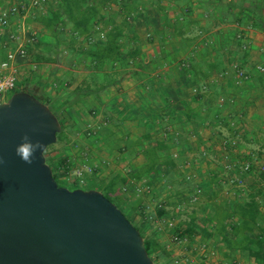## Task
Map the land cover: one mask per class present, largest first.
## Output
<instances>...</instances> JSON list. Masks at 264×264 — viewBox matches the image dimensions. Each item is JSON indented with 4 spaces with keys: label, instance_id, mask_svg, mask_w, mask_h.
Masks as SVG:
<instances>
[{
    "label": "crops",
    "instance_id": "0c3cea01",
    "mask_svg": "<svg viewBox=\"0 0 264 264\" xmlns=\"http://www.w3.org/2000/svg\"><path fill=\"white\" fill-rule=\"evenodd\" d=\"M4 1L0 8L5 7L7 2L17 3L29 0ZM124 1L121 0V2ZM140 1L142 0H138V2ZM216 1H157L160 4L158 9L163 17L166 14L170 19L177 13L172 9L173 6L178 4L180 6L178 11L184 7L187 9L188 17L185 19L191 20L193 27L187 30L191 26L189 25L185 34L178 40L182 39L187 45L179 47L176 45L170 53L172 58L163 57L161 63L158 56L167 45L154 47V51L151 52L157 57L152 60L153 57L150 58L146 55L145 45L140 43L136 46L141 64H145L144 68L141 70L131 68L127 71V73L130 72L129 74L121 73L118 76V70L95 72L89 68L88 60L85 58L79 63L78 56L69 53L65 47L67 45H64L62 41L58 42V39L48 38V31L40 24L36 29L34 28L38 42H40V45L33 47L34 52L43 51L44 46H41V43H48L50 51L43 52L45 58L41 62H30L26 57L16 60L18 77L13 93L19 90V92H23V90L31 92L45 103L43 105L61 123L63 131L69 128L73 132H77L79 128L86 132L91 127H95L97 122L111 123L104 134L107 140L110 138V141L106 143L109 147L105 146L106 149H104L113 153L112 151L118 148L120 155H118V172L108 178L105 184L111 178L124 177L126 175L123 173L124 171L135 172L145 164V158L141 154L142 149L156 146L160 148L156 151L159 161L170 163V166L161 168L156 176L150 175L149 180L143 178L131 181L134 184L146 182L149 185L146 187L149 190V195L158 196L161 193L160 190L166 187L162 191L165 195L161 196L165 198L163 200L165 202L164 213L161 218L167 220L168 225L171 224L173 228L179 224L177 202L180 199H175L179 198L182 192L171 191L170 193L167 188L177 184L172 181L174 180L172 174L178 169L177 165L182 166V169H178L180 172L184 170L182 171L183 178L190 179L196 186V194H198L192 198H199L203 195V200L208 199L206 194L209 196L210 192H214L213 195L216 194L219 197L224 193L221 192L222 179L235 177L232 170L224 169L230 163L227 157L233 156L235 159L234 157L238 156V158L248 161L249 158H254L252 155H255L251 150L264 144V72L261 75L257 74L260 76L259 79H245L237 85L234 84V72H232V76L229 72L231 76L229 79H216L219 76L215 77L218 69L222 71L229 67L225 56L231 47L227 41L231 39L230 34L233 28H237L230 20L231 15L236 14L237 10L224 7L230 0H221V9L216 8ZM256 1L260 5L257 19L262 21V25L239 28L244 31V35L259 44V47L254 43L249 46L247 55L241 60L244 71L246 70L245 72H249V74L253 71L256 72L257 67H262L264 70V0ZM49 3L56 5L57 2L48 0ZM210 3L212 6H208ZM34 10L38 11V16H46L47 10L44 11L41 8ZM139 10L140 7L136 8V11ZM27 12L22 16L11 17L9 23L14 18H25ZM217 12L220 13L218 18L210 19L208 14L215 15ZM142 19H137V23L144 21ZM151 26H154L153 29L156 31H161L164 28L163 24ZM9 27L10 24L3 32V40L6 39V35L16 34L20 37V32H23L21 35H24L25 28L23 29L22 26L15 29L14 32H11L12 28ZM198 30L203 34L195 37ZM191 31L194 33L190 34ZM59 32L67 34L66 36L71 35L68 25L64 28L57 27V36L62 35ZM137 32L134 31V34L137 35ZM49 34L53 37L50 32ZM204 36L210 40L211 44L206 48L203 44L201 45ZM23 37L21 36L19 42L30 52L28 45H25L28 40L24 41ZM199 41L202 42L199 43ZM6 50L8 49H3L4 55ZM188 56H191V59ZM34 57L36 60L41 58ZM185 58L188 61L191 60L196 75L198 78L204 77L203 79L179 73L176 64ZM159 62L161 63L160 67L157 66ZM201 63L207 68L203 74L199 73L197 66L195 67L196 64L200 66ZM232 64L237 63L232 62ZM150 66L157 67L150 70ZM213 77L215 78L212 79ZM9 96L10 94L1 98L0 103H4ZM221 102H224L222 103L223 107L218 109L221 107ZM219 122H227L228 125L222 124L221 126ZM93 130L95 132L94 128ZM94 132L92 131V133ZM220 132L222 136H227L225 140L219 135ZM95 134L87 137L86 141L90 144L97 143ZM99 142L96 146L91 144L94 149L102 145L101 140ZM79 154L82 157L85 156L82 149L79 150ZM226 154L229 155L226 156ZM103 163L102 161L101 164ZM200 164H204V167ZM205 165H209V167L205 168ZM205 185L206 188L203 189ZM190 188L191 191L188 194L190 193L191 197L193 186ZM89 190L97 191L95 187H90ZM227 194L233 199L230 193ZM206 201L209 202V200ZM260 210L264 211V209ZM167 215H172V217ZM187 221L188 218L182 220L181 224ZM186 236L187 234L183 235V237ZM198 240L202 247L210 241V239L204 242ZM223 251L226 252L225 256L228 254L230 257L235 256L234 251L227 252L224 247ZM237 254L238 252H236V256L239 257ZM216 257L213 260H218ZM245 258L248 264H254L252 259ZM175 262L182 264V260ZM217 262L221 263L219 260Z\"/></svg>",
    "mask_w": 264,
    "mask_h": 264
},
{
    "label": "rangeland",
    "instance_id": "374dc122",
    "mask_svg": "<svg viewBox=\"0 0 264 264\" xmlns=\"http://www.w3.org/2000/svg\"><path fill=\"white\" fill-rule=\"evenodd\" d=\"M157 1L159 0H142L140 2H138V0H129V5L126 4L128 2L127 0H125L124 2H120L119 5L116 3H109L108 5H105V7H103L101 13L104 16L111 17L115 24H121V20L125 19V22H123L124 34L121 38V41L126 46V48L137 47L136 45L140 43L144 44L146 47L147 57H153L152 60H154L157 55L152 53L154 51L153 48L157 46L163 47L164 45H167L166 48H164L165 51L162 50V52H160L158 56V59H160L162 63L163 57L169 56L172 49L176 45L178 46V44H180L178 43V40L181 37L175 36L174 28L172 29L165 27V29L162 28L161 31H156L153 29L154 26L152 27L151 25L159 24L161 26L164 20H167L166 23H168L169 25H171V23H175V25H181V23H185L187 21V19L185 18L188 17V13L185 7L178 11V8L180 6L177 4L172 8L176 10L175 12H177L173 15V19L167 18L166 14H164L165 16L163 17V15L158 9V7H160V4ZM4 2V0H0V6ZM44 6L47 7V3L43 4L41 7V10L45 11L47 8H43ZM123 6H126L128 9L124 10L122 8ZM131 7L133 9H131ZM138 7H140V10L136 11V8ZM123 10L126 11V13H122ZM136 13L137 15H135ZM37 17L38 11L30 9L27 12L25 18H14L9 23V28H12L11 32H14L15 29L20 26H22L23 29L25 28L24 35H21L23 32H20V37L18 36V38L21 40V36H24L23 40H28L27 44L25 45H28L30 52L27 53L26 59H28V61L30 62L43 61L42 59L45 58L43 52L50 51L48 43H41V46H44L43 51L38 50V52H34L35 50L33 49V47L37 45V43H40L37 39L36 30H34V28L36 29L38 27V23L36 22ZM139 18H143L142 20L144 21L137 23V19ZM146 23H148V25H146ZM190 25L191 26H189L187 30L193 27L192 24ZM233 25H236L237 28H233V31L230 34L231 39H229L227 43L229 47H231V50L228 48V53L225 56L228 61L227 64H229V67L222 71L218 69V71H216L217 75L215 77H219H217L216 79H229L235 69H240L244 71V67L241 64V60L247 55L249 46L254 43V45L259 47L257 41H254L252 38L243 34L244 31L239 29L242 27L238 26L236 23H234ZM96 27L97 30L94 31L95 34L92 36L91 39L84 41L77 40L73 45L71 44L75 56H77L76 54L79 52V50L86 49V44L101 43L104 40V26ZM136 27H138V29H136ZM134 31H138V34H134ZM192 32L194 33V31H191L190 34H192ZM197 32L198 34L195 37H198L199 35L203 34L202 31L199 32L198 30ZM25 33L27 34L25 35ZM59 34H62L59 35V39L61 41H64L66 45H69L68 36H66L67 34L63 32H59ZM147 34L149 35V37L146 36ZM133 35H135V39L132 38ZM47 36L48 38H52L49 32ZM201 42L202 41H199V43ZM202 44L205 48L211 45L210 40L206 39L205 36L201 45ZM34 56H38L41 58L39 60H36ZM47 56L50 57L49 54H47ZM188 57L189 59H191V56ZM77 58L79 60V63H81L84 59L82 56H78ZM232 62H235L238 65H234L232 64ZM193 65L191 60L188 61L185 58L184 60L181 59L176 64V68L178 69L179 73H186L190 74L191 77H195L196 79H203L204 77L198 78L195 73V68H193ZM196 66L199 68V73L203 74L205 73V71H207V68L204 67L202 63L200 64V66H198V64H196L195 67ZM229 72H231V76ZM263 72H259L256 68V72L253 71V73L250 74L249 72H247L246 79H259L260 76H258L257 74L261 75L263 74ZM215 77H213L212 79H214ZM12 93H6L4 96H7L8 94L11 95ZM222 103L224 102H221V107H218V109H222ZM110 124L111 123L107 122H97V125L95 127H91V131L94 132V128V134L96 133L95 136H97V138L95 139L97 143L91 144H94L96 146L101 140L102 145L97 149H94L93 146L86 141L85 131L83 132V130L78 128L77 132H73L69 128H66V130L63 131V137L56 140L54 144L50 145L43 152L42 157L44 159V164L49 167L50 171L52 170L54 175H58V186L66 188L68 190H85L87 187L97 188V185L101 188L102 186H104L105 181L108 178H110L115 172H118V155H120L117 150L118 148H115V151H112L113 153L105 151L106 147H109L106 145V143L110 141V138L107 140V137H104V134H106V131L108 130V125L110 126ZM219 124L221 126L222 124L228 125L227 122H219ZM219 135L221 136V138H224V140L227 137L222 136L221 132L219 133ZM261 145L262 146L251 150L254 152L255 155H252L254 158H249L248 161L245 159L238 158V156L235 155V159H233V156L231 157L228 156L229 154H226V156H228L227 160H229L230 163L227 167H224V169L232 170L236 181H234L233 183L230 182V179L234 177L230 179H222L221 192L224 193L221 196L217 197L218 199H215V202L212 203L206 201L208 199L203 200V195L199 198H192V196H196L198 194H196V186L195 184H192L193 181H191L190 179L186 180V178H183L182 171L184 170L180 172V170L178 169H182V166L177 165L176 167L178 169L175 170L176 172L172 174V177H174V180L172 181L174 183L176 182L177 184L171 186V188H167V191H169L170 193L171 191H179V193L182 192L179 198L175 199H180L177 202V206H179V209L177 210L179 213L178 221L181 223L182 220L184 221V219L192 216L195 220V224L197 227H210L211 224H208L207 220L210 219V217L212 216V213L214 211L213 205H215V203H218L219 205L224 202L229 203L235 201L241 203L247 199L249 193L253 192L252 188L256 190H261V192L264 193V178H262L264 177V173L260 172L258 168L259 164L264 161V144ZM80 149L83 150V153L85 154L84 157L79 154ZM104 151L106 152V154ZM102 161L104 162L103 164H101ZM244 163H248L250 167L249 171L245 173L241 172V170L239 169ZM83 165L88 166L91 169V173L85 176V179L87 180V186H79L75 184L72 176L70 175L71 168L81 167ZM200 166L204 167V164H200ZM207 166L209 167V165ZM207 166L205 165V168H207ZM123 173L125 174L126 172L124 171ZM169 178L171 179V177ZM167 181H169V179H167ZM148 186L149 185L144 181L138 184H134L131 180H127L124 185H120L117 183L115 186L112 187V191L102 189V194L107 199H109V202H111L114 206L121 210L122 214L131 223V226H134L140 230L141 235L144 239L152 240L155 242L153 252L150 253V255L148 256L152 264H174V262L177 260H182V264H218V260L221 262L220 264H248L245 258L246 256L243 253H238L239 257H237L236 252L234 251V257H230L229 254L228 256H225L226 252L223 251V244L220 242L218 236H215L210 239L209 243L206 246L202 247V244L198 240L199 237H197V230H193V232L187 234L186 237H183V235L180 234L179 236H177L179 241L177 243H174L172 241L173 236H175L173 234V226L171 224L168 225V222H166L167 220H163V218L157 216V210L164 208L165 202H163V200L165 198H162L161 196L165 195L162 191H164L166 187L161 189V193L156 196L149 195V190L146 189V187ZM191 186H193V192L191 193L190 197V193L188 194V192L191 191ZM205 188L206 185L203 189ZM227 193H230L233 199L230 198ZM167 205L172 206L171 204ZM259 207L260 209H264V201L260 202ZM167 216L172 217V215ZM179 231L181 230L178 229L177 232ZM226 232L228 233L229 230L227 229ZM262 239L264 244V235ZM215 256H217L216 259L218 260H213Z\"/></svg>",
    "mask_w": 264,
    "mask_h": 264
},
{
    "label": "water",
    "instance_id": "95a60500",
    "mask_svg": "<svg viewBox=\"0 0 264 264\" xmlns=\"http://www.w3.org/2000/svg\"><path fill=\"white\" fill-rule=\"evenodd\" d=\"M59 123L25 92L0 103V264H152L139 233L98 191L58 187L37 151L16 155L21 137L49 146Z\"/></svg>",
    "mask_w": 264,
    "mask_h": 264
},
{
    "label": "trees",
    "instance_id": "16d2710c",
    "mask_svg": "<svg viewBox=\"0 0 264 264\" xmlns=\"http://www.w3.org/2000/svg\"><path fill=\"white\" fill-rule=\"evenodd\" d=\"M127 1L128 2L126 4L129 5L130 2L129 0ZM56 2V5H51V3L48 4L47 1L46 16H38L36 22L45 30L50 32L53 35V39H58V42H61V40L59 39V36L56 35L57 27L61 28L68 25L71 35L68 36L69 45L67 44L65 47L69 53H72L75 56L72 47L75 41L91 39L95 34L94 31L97 30L96 26H104V40L101 43L86 44V49L79 50L76 55L82 56L88 60L89 68H92L95 72H111L113 70H118L119 76L121 73L129 74L130 72L127 73V71L131 68L139 70L144 68L145 64H141L138 48H126L121 41L124 34L123 22H125V19L121 20V24H115L111 17L104 16L101 13V10L105 7V5H108L109 3H116L119 5L121 0H56ZM215 4L217 9L222 8V5H220L221 0H217ZM208 6H212V3ZM224 7L225 9L237 10L236 14L231 15L232 17H230V20L240 27H259L262 25V21L257 19L260 12V5L256 0H230ZM122 8L124 10L128 9L126 6H123ZM131 9L133 8L131 7ZM124 10L122 13H126ZM218 14L220 13L217 12L215 14L216 16L214 14H208V16L211 17L210 19L214 20L215 18H218ZM166 21L164 20L162 23L164 28H174L175 36L177 37L184 35L186 28L192 24L189 19H187L185 23H181V25H175V23H171V25H169ZM221 21H223V19H221ZM147 37H149V35H147ZM132 38L135 39V35H133ZM185 41L187 40L185 39ZM62 43L66 45L64 41H62ZM178 43L180 44H178L177 47L187 45L184 41H182V39L178 41ZM38 44L40 43H37V46ZM25 50L26 53L29 52L27 51V47H25ZM3 58L4 51L0 49V61ZM169 58L171 59L172 57L169 55ZM157 66L160 67L161 63L159 62ZM149 69H154V66H150ZM23 92L34 97V95L27 90H23ZM34 99L38 100L35 97ZM38 101L41 102L40 100ZM41 103L45 104L44 102ZM58 123L60 128L59 132L55 136L56 140L63 137V128L61 127V123L59 121ZM91 136H94V133H92L91 129H89L85 132V138ZM49 146H47L46 149ZM159 149L160 148L157 146L154 148L142 149L141 154L145 158L146 162L137 171H128L124 177L118 176L116 178H111L104 186L100 188V186L97 185V188L95 189L102 194V189L112 191V187L117 183L124 185L127 180L138 181L143 178L148 179L150 175H158L161 168L170 166V163L159 161V158L156 155V151ZM249 168L247 171H249ZM51 176L57 184L58 175H54L51 170ZM85 185L87 186L86 179ZM89 188L90 187H87L83 191H88ZM252 190L253 192L249 193L247 199L241 203L236 201L229 203L224 202L221 205L215 203V205H213L214 211L212 216L207 220L208 224H211L210 227H197L194 218L190 216L187 222H184L183 224H181L182 222H178L179 224L173 228V234L179 236L180 234L185 235L193 232V230H197V236L202 242L218 236L227 252L235 251L243 253L246 257L252 259L254 264H264V244L262 239L264 235V213L259 207L260 202L264 201V193L261 192V190L253 188ZM210 193L211 194L209 196L206 194L209 202H215V199H218V196L216 194L213 195L214 192ZM103 197L106 198L104 195ZM107 200L109 201V199ZM119 211L121 212L120 209ZM163 213V209L157 210L158 217H161ZM124 218L129 222L125 216ZM133 228L142 238L144 249L147 256H149L150 253L153 252L155 242L144 239L140 230L136 227ZM178 229L181 231L177 232ZM227 229L229 230L228 233L226 232Z\"/></svg>",
    "mask_w": 264,
    "mask_h": 264
},
{
    "label": "built area",
    "instance_id": "2783aa9c",
    "mask_svg": "<svg viewBox=\"0 0 264 264\" xmlns=\"http://www.w3.org/2000/svg\"><path fill=\"white\" fill-rule=\"evenodd\" d=\"M48 0H29L28 2H7L5 7L0 8V47L8 49L5 52L4 58L0 61V98H3L6 93L13 92L17 83V67L16 60L23 59L27 53L25 47L19 42L16 34L6 35L4 38V30L8 27L11 17L25 14L29 9H40ZM235 68V67H234ZM259 72H263L262 67H257ZM247 78V73L240 69L234 70V84L237 85L240 81ZM249 168L248 163H244L239 168L241 172H246ZM260 172L264 173V161L258 166ZM91 173L88 166L74 167L70 169V175L75 184L79 186L85 185V176ZM236 178L230 179L233 183ZM172 241H179L177 235L173 236ZM176 264V262H174Z\"/></svg>",
    "mask_w": 264,
    "mask_h": 264
},
{
    "label": "clouds",
    "instance_id": "9594fccd",
    "mask_svg": "<svg viewBox=\"0 0 264 264\" xmlns=\"http://www.w3.org/2000/svg\"><path fill=\"white\" fill-rule=\"evenodd\" d=\"M45 149L46 145L41 141H33L28 134H25L21 137V142L16 146L15 152L24 163L30 165L33 163V158L36 152L40 151L41 154H43ZM0 163H2V160H0Z\"/></svg>",
    "mask_w": 264,
    "mask_h": 264
}]
</instances>
